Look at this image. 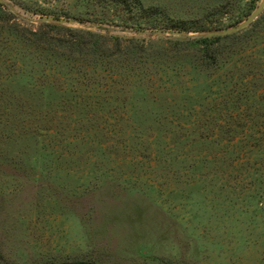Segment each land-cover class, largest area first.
Returning a JSON list of instances; mask_svg holds the SVG:
<instances>
[{"label":"rangeland","instance_id":"1","mask_svg":"<svg viewBox=\"0 0 264 264\" xmlns=\"http://www.w3.org/2000/svg\"><path fill=\"white\" fill-rule=\"evenodd\" d=\"M5 1L31 18L188 36L97 32L145 46L140 63L111 59L106 89L92 65L93 86L75 72L74 92L59 72L33 88L24 56L17 74L0 62L11 99H0V264H264V14L210 69L187 44L260 0H136L145 11L135 0Z\"/></svg>","mask_w":264,"mask_h":264},{"label":"trees","instance_id":"2","mask_svg":"<svg viewBox=\"0 0 264 264\" xmlns=\"http://www.w3.org/2000/svg\"><path fill=\"white\" fill-rule=\"evenodd\" d=\"M116 2L119 5H130L129 0H116ZM22 7L27 10L25 6ZM133 7L145 11L141 4L136 0ZM151 9L152 8H149V10ZM36 12L41 13L42 11L35 10L34 13ZM42 14L44 15L43 12ZM263 14L264 12L261 16ZM123 26L125 28L128 27L127 24H124ZM149 27L155 28L154 24H150ZM236 37L237 33L218 37H194L191 38L187 44L196 50L199 65L210 69L215 66V61L225 42L232 41ZM14 44L15 46L18 45L17 48ZM214 45H216V48H212ZM13 46L15 54L11 57H13L15 62L13 60L10 65L8 64V58L7 63H5L3 57L5 53L8 52V47L13 48ZM20 47L23 49H21V52L18 51V48ZM144 49V45H138L137 41L131 38L105 35L81 28H69L50 23H40L35 29L31 27L29 28L27 23L20 20V17L16 16L10 12L8 8L0 4V62H3L7 69L11 66L17 74L18 72L15 68H18L19 66L16 65L18 64L16 63V59H18L17 57L19 56H24L22 62L20 61L21 64L23 65V62H31L32 64L30 78L33 79V88H46V85H41L38 81L42 78L39 75H45V71L52 73L59 72V78L56 79L61 84H58L60 90H65L63 84H67L68 86L71 85L75 92L73 85L74 83H78L77 76L74 78L72 75L75 72L82 76L87 87L93 86L90 83V78H93V76L90 74L91 70L89 69L92 65L93 69H95V73H98L99 68H102L101 73H104V75H102L104 83H102L101 86L106 89L108 83H105V79L109 82L114 81V75L110 64L111 59L121 57L123 58L121 63L126 62V65L132 62L140 63ZM76 65L80 68L79 72L74 71ZM103 65L106 66L105 69L103 68ZM62 67L67 68L65 74L64 72H60ZM41 71L43 74L40 73ZM110 73L111 75H108ZM37 75L39 76V79ZM69 80H73V85ZM95 84L98 85L97 82H95ZM89 89L92 88L90 87ZM93 89L95 88L93 87ZM3 94L4 92L1 93L0 99L6 103H11L8 101L11 99L7 97L8 100H6ZM97 94L98 93H88L91 99H96ZM31 99L33 98L30 97V100Z\"/></svg>","mask_w":264,"mask_h":264},{"label":"water","instance_id":"3","mask_svg":"<svg viewBox=\"0 0 264 264\" xmlns=\"http://www.w3.org/2000/svg\"><path fill=\"white\" fill-rule=\"evenodd\" d=\"M0 4L4 7L8 8L11 12L18 14L27 22L32 24H40V23H53L57 25H63L68 27H80L88 31L94 32H106L110 34H127V35H137L143 37H159V36H179V37H186L188 36L182 32H168V31H157V30H145V31H131V30H119L115 28H108L102 27L95 24L83 23L81 21L69 20V19H62L57 17L51 16H44L41 18H31L23 13H20L16 8L11 6L7 1L0 0ZM264 12V0H260L258 6L249 14V16L241 23L232 26L227 29H218L214 31H210L205 33L202 37H218V36H228L235 33H238L246 28H248L252 23H254Z\"/></svg>","mask_w":264,"mask_h":264}]
</instances>
